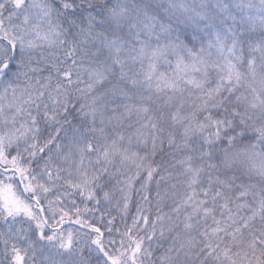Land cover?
Listing matches in <instances>:
<instances>
[{
    "label": "snow or ice",
    "instance_id": "6c2138e0",
    "mask_svg": "<svg viewBox=\"0 0 264 264\" xmlns=\"http://www.w3.org/2000/svg\"><path fill=\"white\" fill-rule=\"evenodd\" d=\"M0 221V264H264V0H0Z\"/></svg>",
    "mask_w": 264,
    "mask_h": 264
},
{
    "label": "trees",
    "instance_id": "16d2710c",
    "mask_svg": "<svg viewBox=\"0 0 264 264\" xmlns=\"http://www.w3.org/2000/svg\"><path fill=\"white\" fill-rule=\"evenodd\" d=\"M135 187H136V188H139V183H136ZM152 187H153V188L155 187L154 184L152 185ZM153 195H154V193H153ZM143 203H144V202L141 200L140 195H139L137 192H133L132 203H131L130 206H129L128 217L125 218L126 221H127V223H129V224L131 223V219H130V217H131V216H134V215L136 214V207H137L138 205H143ZM89 207H91V205H89ZM104 207H105V208H109L108 205H105ZM150 207H152V208H153V211H154V201H153V205H151ZM165 210H167V209H165ZM102 211H103V209H102ZM109 211H111V215H112V216H116L115 227L120 228L121 230H123L124 223L122 222L121 217L118 215L117 211L112 210L111 208H109ZM107 218H110V217H108V214L105 213V219H107ZM92 219L95 220V217H92ZM2 223H3V222H2ZM100 226L102 227V225H100ZM0 227H2V224H0ZM75 229H76V228L74 227V230H75ZM105 237H107V233H105ZM1 245H2V244H1ZM153 247H155V246H153Z\"/></svg>",
    "mask_w": 264,
    "mask_h": 264
},
{
    "label": "rangeland",
    "instance_id": "374dc122",
    "mask_svg": "<svg viewBox=\"0 0 264 264\" xmlns=\"http://www.w3.org/2000/svg\"><path fill=\"white\" fill-rule=\"evenodd\" d=\"M0 224H2V221H0ZM68 227H72L71 225H69ZM73 231H76V229L74 230V227H73ZM3 246V245H2Z\"/></svg>",
    "mask_w": 264,
    "mask_h": 264
},
{
    "label": "flooded vegetation",
    "instance_id": "af4514ba",
    "mask_svg": "<svg viewBox=\"0 0 264 264\" xmlns=\"http://www.w3.org/2000/svg\"><path fill=\"white\" fill-rule=\"evenodd\" d=\"M3 246L0 244V248H2Z\"/></svg>",
    "mask_w": 264,
    "mask_h": 264
},
{
    "label": "water",
    "instance_id": "95a60500",
    "mask_svg": "<svg viewBox=\"0 0 264 264\" xmlns=\"http://www.w3.org/2000/svg\"><path fill=\"white\" fill-rule=\"evenodd\" d=\"M67 226H69V225H67Z\"/></svg>",
    "mask_w": 264,
    "mask_h": 264
}]
</instances>
